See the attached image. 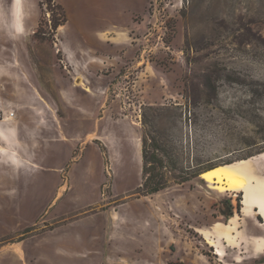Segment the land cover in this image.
Listing matches in <instances>:
<instances>
[{
    "label": "rangeland",
    "instance_id": "1",
    "mask_svg": "<svg viewBox=\"0 0 264 264\" xmlns=\"http://www.w3.org/2000/svg\"><path fill=\"white\" fill-rule=\"evenodd\" d=\"M11 113L36 130L0 139V264H264L242 191H142L147 133L176 169L247 170L264 205V0H0Z\"/></svg>",
    "mask_w": 264,
    "mask_h": 264
},
{
    "label": "trees",
    "instance_id": "2",
    "mask_svg": "<svg viewBox=\"0 0 264 264\" xmlns=\"http://www.w3.org/2000/svg\"><path fill=\"white\" fill-rule=\"evenodd\" d=\"M167 157L169 158V151L165 144L158 142L146 133L143 137L144 184L142 190L146 196L155 195L166 190L172 182L184 185L195 178H203L207 173L218 169V167H211L196 172H192L191 168L180 170L176 169L175 163L174 167H171V158H169L170 162H167ZM241 201L239 200V205Z\"/></svg>",
    "mask_w": 264,
    "mask_h": 264
},
{
    "label": "bare ground",
    "instance_id": "3",
    "mask_svg": "<svg viewBox=\"0 0 264 264\" xmlns=\"http://www.w3.org/2000/svg\"><path fill=\"white\" fill-rule=\"evenodd\" d=\"M15 4L17 5V2H15ZM205 176L210 178L214 177L217 181L223 182L225 186L230 189H237L242 191L244 193L247 208L249 209L252 207L253 204H256L259 206L261 212L264 214L263 202H258L256 200L257 193L250 187L247 170H238L234 168L216 169L207 173ZM219 256L223 257V254L219 252Z\"/></svg>",
    "mask_w": 264,
    "mask_h": 264
},
{
    "label": "crops",
    "instance_id": "4",
    "mask_svg": "<svg viewBox=\"0 0 264 264\" xmlns=\"http://www.w3.org/2000/svg\"><path fill=\"white\" fill-rule=\"evenodd\" d=\"M33 115H31L27 120H30V124L26 123L25 125H17L16 121L8 116L5 117L4 121L0 122V139L4 140V142H9L12 144H16V136L19 139L17 140L18 143L21 141V136L25 133L26 135H35L36 128L32 127ZM15 128V129H13ZM11 144V145H12ZM17 145V144H16ZM5 151V152H4ZM3 152V153H2ZM15 152L7 151L6 149L0 148V165L5 164L6 166H10L13 168V164L11 159L13 158L12 155ZM19 156V154H17ZM20 158V156H19ZM21 163H27L25 159L20 158ZM27 165V164H26ZM29 165V164H28Z\"/></svg>",
    "mask_w": 264,
    "mask_h": 264
},
{
    "label": "built area",
    "instance_id": "5",
    "mask_svg": "<svg viewBox=\"0 0 264 264\" xmlns=\"http://www.w3.org/2000/svg\"><path fill=\"white\" fill-rule=\"evenodd\" d=\"M9 117L13 118L14 117V113L9 114Z\"/></svg>",
    "mask_w": 264,
    "mask_h": 264
}]
</instances>
